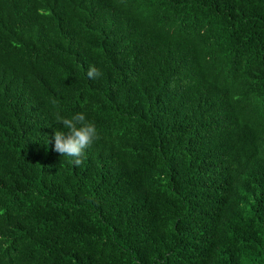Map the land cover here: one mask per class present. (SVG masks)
I'll return each instance as SVG.
<instances>
[{
	"label": "trees",
	"instance_id": "16d2710c",
	"mask_svg": "<svg viewBox=\"0 0 264 264\" xmlns=\"http://www.w3.org/2000/svg\"><path fill=\"white\" fill-rule=\"evenodd\" d=\"M0 264H264V0H0Z\"/></svg>",
	"mask_w": 264,
	"mask_h": 264
},
{
	"label": "clouds",
	"instance_id": "9594fccd",
	"mask_svg": "<svg viewBox=\"0 0 264 264\" xmlns=\"http://www.w3.org/2000/svg\"><path fill=\"white\" fill-rule=\"evenodd\" d=\"M86 75L93 79L100 75V71L95 65H90ZM51 103L56 108L54 120L62 123V127L54 131L53 148L78 166L81 164L85 149L99 138L98 128L85 112L77 111L66 116L59 110L58 101L52 100Z\"/></svg>",
	"mask_w": 264,
	"mask_h": 264
}]
</instances>
